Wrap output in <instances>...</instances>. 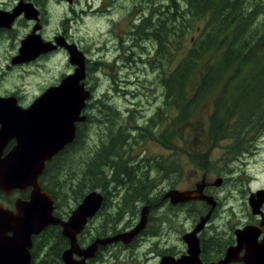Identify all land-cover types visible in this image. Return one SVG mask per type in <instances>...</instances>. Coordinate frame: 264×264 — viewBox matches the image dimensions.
Listing matches in <instances>:
<instances>
[{"label":"trees","instance_id":"1","mask_svg":"<svg viewBox=\"0 0 264 264\" xmlns=\"http://www.w3.org/2000/svg\"><path fill=\"white\" fill-rule=\"evenodd\" d=\"M194 29L197 35L186 42L188 31ZM151 31V34L158 32L154 43L155 57L160 62L158 81L162 101L144 126L133 129L141 137L135 136L142 141L156 140L166 149H172L169 141L173 126L177 134L201 106L214 98L209 135L214 139L232 138L235 148L242 145L238 151L245 149L244 137L257 130L264 120V0H185L183 4L171 0L167 6H160L158 24ZM173 57L177 61L171 69L168 66L172 65ZM104 99L94 100L95 117L89 114L86 122L78 125L74 142L47 164L40 183L53 196V214L61 219L72 211H65L61 204L66 197L76 207L86 194L99 189L105 197L101 208L104 211L109 199L115 200L118 195L114 203L116 217L107 216L102 233L99 231L112 235L116 232L113 226L119 213L129 211L136 215L138 204L151 203L145 200L144 193L136 191V185L145 187L148 182L151 185L157 180L153 172H159L162 178L164 175L175 179L180 171L178 163L174 167L144 168L127 162L125 147H130L131 142L125 141L130 135V118H122ZM171 110L175 112L174 118ZM94 120L105 131H101L92 157L79 161L71 149H83V128ZM85 155L88 154L84 152ZM84 233H88L87 227ZM32 241L31 264H62L61 254L68 241L59 226L44 229Z\"/></svg>","mask_w":264,"mask_h":264},{"label":"rangeland","instance_id":"2","mask_svg":"<svg viewBox=\"0 0 264 264\" xmlns=\"http://www.w3.org/2000/svg\"><path fill=\"white\" fill-rule=\"evenodd\" d=\"M7 1L12 0H0V4ZM175 1L184 2L185 0ZM160 2H163L161 5H168V0ZM202 25L203 22L199 24V28ZM76 27L79 28V36L83 37L86 43L90 41V44H95V51L92 53L94 59L97 60L101 57L104 60L111 61V56L101 50L105 41L109 38L107 35L109 27L105 20L97 14V17L86 20L84 26L79 25ZM76 27H73V31H76ZM123 30L128 31L125 26H123ZM196 35V29L189 30L185 41L188 42L189 38ZM141 45L147 47L151 52L146 55L145 52L140 51L142 62L137 64L138 69L128 66L120 70L117 68H103L97 73L89 71L90 85L94 89L92 90L93 93L91 92L93 96L89 101V108L86 107L85 109V115L93 113L92 116L95 117L96 108L95 111L93 110L94 112L92 111L94 100L100 97L105 98L103 101L119 111L122 118H130L128 121L131 126L130 135H127L125 141L126 144L131 142L130 147H125V151L128 152V155L125 156L127 162L144 168L149 166L158 167L159 165L174 167L176 166L175 163H178L180 174L178 177L175 176V180L164 178V175L162 178L159 172H153V176L155 175L158 180L160 196L159 200L155 202L157 204L155 211L150 214L149 230L157 232V235H155L157 240L150 238L152 241L137 244L134 248L127 250L112 249V256L115 257L118 253L117 257L121 259L118 264H157L159 254L165 251L177 253L182 249L184 250L185 244L181 236L188 232L190 226L192 227L198 219L201 214L199 213L201 207L198 204H190L185 210L183 207H168L166 205L168 204L167 201H161L162 195L166 192L189 190L194 187V184L199 185L202 181L215 185L219 178L225 179L224 186L219 187L220 189L216 191V196L223 202V210L217 215L213 223L226 231L228 228L239 225L247 219L245 201L249 192H255L258 188L264 187V120L257 127V130L251 131L248 137H244V140L247 141V147L238 151L242 145L235 148L233 146L234 139H214V136L209 135L208 129L211 126L212 113L215 111L212 103L214 98L201 106L191 117V122L186 126H181L177 134L176 128L173 126L169 141L172 149H166L156 140H140L139 137L141 136L137 134L138 131L133 129L144 126L147 120L153 117L162 101L161 87L158 81L160 62L158 57H155L156 45L143 40ZM151 46H153V49ZM187 47L188 43L185 48ZM172 48H174V44ZM62 59L61 66L54 62L49 70L41 73L27 69L12 71L7 74L0 73V94L13 91L20 94L27 104L32 103L48 86L56 83L60 75L65 76L72 72L67 65V58L63 57ZM176 61V57H173L172 65L168 68L172 69ZM107 65L110 67L112 64ZM116 78L117 80L123 78L127 83L118 86L115 83ZM170 115L171 118H174V110H171ZM99 126V122L94 120L88 127L83 128V149L77 147L71 149L75 159L81 161L86 157H92L95 146L101 137L100 133L105 131L101 130ZM175 134L178 138L177 141L175 140ZM157 136L156 134L155 138ZM84 152L88 155L84 156ZM138 187L142 186L138 185ZM96 191L100 192L99 189ZM15 198L16 196L12 199ZM117 200L118 195L115 200L109 199L108 203L110 204L105 210L103 209L104 211L99 212L102 221H105L107 216L109 219L116 217L118 211L115 209L114 203ZM61 204L67 212H69V209L73 210L75 208L72 199L68 197ZM141 207L139 208V204L137 205L139 211ZM181 210H184V212H181ZM119 214L121 215L113 226L114 230L130 228L129 226L134 225L139 220V212L137 215L129 211ZM100 219H96L97 225L98 222L102 223ZM108 227L112 228V224ZM209 229L207 228V230ZM89 236V233L85 235L86 238Z\"/></svg>","mask_w":264,"mask_h":264},{"label":"water","instance_id":"3","mask_svg":"<svg viewBox=\"0 0 264 264\" xmlns=\"http://www.w3.org/2000/svg\"><path fill=\"white\" fill-rule=\"evenodd\" d=\"M29 11L28 6L20 4L11 16L0 14V21L8 17L9 24L17 14L21 12L28 14ZM35 43L32 37L23 40L18 58H26ZM45 50L44 48L41 51ZM67 50L69 64L75 66L74 72L65 76L57 86L46 89L28 108L17 106L15 99L0 98V192L9 195L14 190L24 192L30 188L28 200H16L13 211L4 209L0 204V264H31L32 238L49 226L59 225L63 237L68 240L69 248L61 254L62 263L76 264L74 254L85 260L92 257L97 245H109L118 241L129 244L142 232L147 223L149 206L142 208L139 221L133 229L96 239L81 249L76 236L101 208L102 194L92 191L85 195L67 220L63 221L52 214L54 208L52 196L41 191L39 178L47 163L74 141L77 124L87 119L82 113L91 99V92L85 89L83 84L85 58L74 46L67 47ZM10 140H14L16 144L2 157V150ZM204 184L202 181L195 191H168L163 199L172 205L202 200L210 206L211 212L216 202L212 197L202 194ZM219 184L220 179L215 182V186ZM263 200L264 190H259L249 197V206L253 214H258ZM210 212L200 218L190 233L183 236V241L187 245L185 255L178 259L163 256L159 264H202L199 259L197 233L209 220ZM259 234L258 227L253 226L236 230V245L228 248L224 259L212 264L235 262L241 250L245 251L240 259L244 264H264V238L259 244L257 241Z\"/></svg>","mask_w":264,"mask_h":264},{"label":"flooded vegetation","instance_id":"4","mask_svg":"<svg viewBox=\"0 0 264 264\" xmlns=\"http://www.w3.org/2000/svg\"><path fill=\"white\" fill-rule=\"evenodd\" d=\"M160 1L161 0H12L3 2L0 4V14L3 16H8L9 14L11 16L15 13V8L20 4L28 6L30 11L28 14H25V12L17 14L9 24L8 17H6L5 20L3 18L4 21H0V73L7 74L8 72L25 69L30 71L35 70L36 72L41 73L49 70L52 65H54V62L58 66H61L63 61L62 58L64 57L67 58V65L70 68V71H72L67 74L70 75L74 72L75 66L69 64L67 47L74 46L75 49L85 58V79L83 80V84L85 89L92 92L94 88L90 85L89 71L97 73L103 68H117L120 70L123 68L125 69L128 66L138 69L137 64H141L142 62L140 51L149 55L148 52L151 51L147 49V47L141 45V41L143 40L149 43H154L156 41L158 32L151 34V32H153L151 30H154L156 24H158L160 6H164L161 5L163 2ZM170 2L171 0H168V4H170ZM179 3L181 4L183 2ZM97 14L105 20V23H107L109 27V31L107 32L109 38H107L101 50H104L111 56V61L104 60L101 57L97 60L94 59L92 53L95 51V44H90V41L86 43L84 38L79 36V28L76 27L79 25L84 26L86 20L97 17ZM123 26H125L128 31L123 30ZM73 27H76V31H73ZM28 37L35 39L36 43L32 45V51L27 53L26 58L19 59L18 56L21 43ZM109 42L110 44H108ZM44 48L46 50L45 52H42L41 50ZM151 48L153 49V46H151ZM33 49L35 50L33 51ZM107 64L112 65L109 67ZM65 76L60 75L59 80L48 86V88L57 86ZM115 83L120 86L122 83L126 84L127 82L122 78ZM0 98L15 99L17 106L23 109L28 108L32 104H27L23 101V97L20 96V94L13 91L0 94ZM76 127L78 128V125ZM15 144L16 142L14 140H10L2 150V157L11 151ZM219 179V186L204 181L205 184L202 189L203 195L212 197L216 202L215 207L211 212L210 206L202 200L189 201L177 205L171 204L172 207H183L184 210L190 204H198L201 207L199 212L201 214L192 227L190 226L188 232H185L181 236L182 241L183 236L190 233L195 228L196 224L199 223L200 218L210 212L209 220L203 229L197 233L200 247L199 259L202 264L217 263L224 259L228 248L236 245L235 231L243 229L245 226L258 227L260 234L257 241L259 244H261L264 238V200L259 207L258 214H253L252 209L249 206V197L259 190H264V187L258 188L255 192H249L245 201V214L247 215V219L239 223V225H235L234 227H230L226 231H223L221 227L213 223L217 215L223 210V202L216 196V191L220 189L219 187L224 186L225 179ZM157 181L158 180H155L151 185L148 182L145 187H138V185L135 187L136 191L144 193L145 200L151 201L150 204H140L139 208L142 207L140 211L138 209L136 212V215L139 212L140 218L142 208L149 206L147 223L142 232L135 236L129 244H124L121 241H118L109 245H97L92 257L85 260L74 254L73 259L76 264H118V261H121V259L117 257L118 253L115 257L112 256V249L118 248L127 250L134 248L137 244L139 245L140 243H145L147 241L157 240L155 237L157 232L149 230V224L151 221L150 214L155 211L157 205L155 202L159 200L160 196ZM40 187L42 192L45 191L42 186ZM196 187L197 183L194 184L192 189L185 191H195ZM29 193L30 188L26 189L24 192L14 190L9 195L0 192V204L5 209L14 210L15 201L18 199L28 200ZM14 196H16V198L12 199ZM163 196L164 194L162 195L161 201H168L164 200ZM184 210H181V212H184ZM99 212L100 211H98L87 224L90 236L86 238L84 231L76 236L77 244L81 249L86 248L96 239H103L127 232L137 224L135 223L127 229L121 228L120 230H116L112 235H103L101 233L105 221H102ZM99 218H101L100 220L102 223L98 222V226L96 219ZM211 224L212 226L210 227ZM207 228L210 229L207 230ZM99 231H101V233ZM150 238H152V240H150ZM183 243L185 244L184 241ZM68 248L69 246L66 249ZM186 250L187 245L185 244L184 250L182 249L177 253L165 251L159 254L157 264L162 256H171L178 259L185 255ZM244 254L245 251L241 250L238 255V260L230 262L229 264H244L240 260Z\"/></svg>","mask_w":264,"mask_h":264}]
</instances>
